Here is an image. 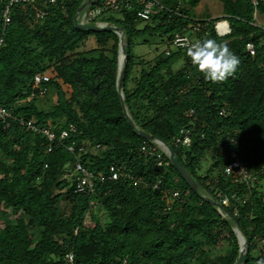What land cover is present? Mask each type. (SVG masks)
I'll list each match as a JSON object with an SVG mask.
<instances>
[{
  "label": "trees",
  "instance_id": "1",
  "mask_svg": "<svg viewBox=\"0 0 264 264\" xmlns=\"http://www.w3.org/2000/svg\"><path fill=\"white\" fill-rule=\"evenodd\" d=\"M8 1L0 0V107L11 115L7 127L0 121V264H69V255L72 264H234L240 246L232 222L206 197L245 234L243 264L264 257V24L254 17H264V0L255 10L248 0H217L230 25L224 37L208 15L197 18L199 0H159L165 10L148 21L137 18L136 4L105 9L98 21L124 32L123 104L136 129L116 89L118 36L74 25L86 0L37 3L44 17L36 22L25 15L33 13L30 6L16 5L4 26ZM196 23L201 40L226 42L240 59L222 82L204 79L186 50L176 52L184 59L177 71L170 67L176 53L156 52L146 61L133 51L155 39L169 45L174 34ZM91 36L96 48L83 51ZM37 74L49 76L42 95L33 89ZM20 119L56 134L69 125L74 132L51 144ZM181 129L189 131V145L175 143ZM136 130L171 146L198 192L163 152L159 158L142 152L153 142ZM83 141L99 150L79 154ZM235 160L255 178L252 187L224 175ZM76 162L104 174L92 192L75 190ZM110 166L122 168L118 179H106Z\"/></svg>",
  "mask_w": 264,
  "mask_h": 264
},
{
  "label": "built area",
  "instance_id": "2",
  "mask_svg": "<svg viewBox=\"0 0 264 264\" xmlns=\"http://www.w3.org/2000/svg\"><path fill=\"white\" fill-rule=\"evenodd\" d=\"M62 0H9L8 4L3 10V24L4 26L8 25L12 20V7L18 6V5H27L30 6L33 10V13L30 15L29 12L25 13L27 20H33L34 22L42 19L44 17V11L42 8L37 6V3H41V5H48V4H56L58 2H61ZM250 4L253 6L254 10L257 7V0H248ZM138 5L140 8L137 10L136 15L137 18L142 21H148L152 16L158 14L159 12L165 10V7L160 3L159 0H104L102 3L98 5H92L86 9H83L80 12H76L75 14V22L79 25H85V24H92L96 21H98V18L104 13L105 9L111 8L113 11L118 12L120 10H131L134 9V6ZM256 15V12L254 13V16ZM96 25L100 27L107 26L108 24L106 22H97ZM201 24L196 23L192 26L190 29H184L182 33H176L170 44L173 46L176 50H186L187 47L194 42L197 39H200L197 34L201 32ZM213 28L217 35L219 36H225L229 34L230 28L229 24L226 20H216L213 22ZM2 43V40L0 39V44ZM246 51H248L251 55H254V48L252 44H246L245 46ZM170 51L165 50L164 54L169 55ZM49 81V76L46 74H37L34 76L33 79V89L37 90L40 95L46 93V88L42 85ZM33 93L32 95H34ZM11 115L10 113L5 110L4 108L0 107V121L2 124L7 127L9 125L8 119H10ZM19 123L23 126H26L27 129L35 131L37 133H40L44 135L47 140L52 144L53 141L56 139L62 140L69 136L70 133L74 132L73 126L69 125L67 129H62L58 134H56L54 131H52L49 127L46 126H40L36 127L33 126L31 122H25L23 119L19 120ZM176 144L180 145H189L190 144V137H189V131L181 129L180 130V137H178L175 141ZM66 149L69 152H74L75 147L73 144H69L66 146ZM52 146L49 145L47 151L51 152ZM99 150V145H94L91 142H81L79 147L77 148V151L79 154H85L88 151L92 153H96ZM142 152L145 154L148 153H156V157L159 158L160 152L165 153L166 151L162 148L161 144L157 141H153V146L150 148L142 147ZM157 165L161 166L162 161L158 160ZM122 172L121 167H115L110 166L109 171L107 172L106 179L108 180H116L119 178L120 174ZM75 190L77 192H92L93 191V185L94 180L102 181L104 178V174L96 176V173H94L91 170H88L85 168L80 162H76L75 164ZM224 175L228 176L230 179H233L234 181H242L247 183L249 180L250 187L253 186L252 181L255 180L254 177L249 178V175L247 174L246 170L242 166V164L235 160L231 164H229L225 170ZM177 193L174 194V196ZM179 195V193H178ZM264 201V194L262 197ZM221 204L226 205L227 199L222 198L220 200ZM90 205H93V202H90ZM72 255L68 256L69 264H72Z\"/></svg>",
  "mask_w": 264,
  "mask_h": 264
},
{
  "label": "water",
  "instance_id": "3",
  "mask_svg": "<svg viewBox=\"0 0 264 264\" xmlns=\"http://www.w3.org/2000/svg\"><path fill=\"white\" fill-rule=\"evenodd\" d=\"M96 1L97 0H86L78 8L77 13L82 11L83 9L90 7ZM73 22H74V25L80 29H86V30H91V31H95V32L110 31V32L115 33L118 36V39H119V43H118V74H117L116 89H117L119 99L121 102L123 114H124L125 118L127 119L129 126L132 129H136L134 127L133 123L131 122V120L129 119L128 114H127L126 109H125L124 104H123L122 82H123V78H124V74H125V68H126V62H127V50H126L124 32H123L122 27L112 26V25L100 27L98 25H93V24L79 25V24H76L75 19H73ZM120 58H121V65H120ZM136 132L145 140L157 141L160 144H163L164 148L166 147V149L168 150V157H169L171 164L173 165L175 170L179 173L180 177L185 181V183L189 186V188L191 190H193L194 192H198V190H199L198 183L194 179H192L190 173L177 160L175 153H174V150L171 146H169L168 144H166L160 140L155 139L153 136H151L145 132H141L138 130H136ZM205 199L211 205L216 207L217 211L223 216V218L228 217V219L232 222L233 229L237 234V238H238V242H239V246H240L238 258L234 264H243L246 260V248L248 246V240H247L245 234L243 233V231L240 228V226L238 225V223L232 218V216H230L226 212V210H224V208L218 202L211 200L208 197H206Z\"/></svg>",
  "mask_w": 264,
  "mask_h": 264
},
{
  "label": "clouds",
  "instance_id": "4",
  "mask_svg": "<svg viewBox=\"0 0 264 264\" xmlns=\"http://www.w3.org/2000/svg\"><path fill=\"white\" fill-rule=\"evenodd\" d=\"M256 16L257 13L254 17L256 18ZM221 19L226 20L228 22V20L224 17L211 19V20H213L214 22L216 20H221ZM97 22L98 21H95L92 24L96 25L95 23ZM178 51L181 50H177V52ZM170 53L172 52L170 51ZM186 53L187 56L190 58L191 64L197 69V71L203 74L204 79L214 83L222 82L226 80L228 77L234 75L238 65L240 64L239 57L229 48L226 42H219L218 40L211 37H205L202 40L201 39L195 40L187 47ZM161 146L166 151L164 154L168 157V150L166 149V147L164 148L163 144H161ZM256 264H264V257L258 259Z\"/></svg>",
  "mask_w": 264,
  "mask_h": 264
},
{
  "label": "rangeland",
  "instance_id": "5",
  "mask_svg": "<svg viewBox=\"0 0 264 264\" xmlns=\"http://www.w3.org/2000/svg\"><path fill=\"white\" fill-rule=\"evenodd\" d=\"M195 14L197 18L204 17V15H208L211 19H217L223 17L221 3L217 0H199L198 4L194 8ZM117 15V14H116ZM256 20L258 24H264V17L256 16ZM140 43V40L136 41ZM96 48V42L93 36L89 37L85 45L82 47L83 51H91ZM164 50H169L172 53H176L177 50L165 43H161L159 39H155L151 41L149 45H141L138 44L134 46L133 51L137 55H143L145 60H151L156 52H162ZM184 65V59L181 53H176L173 55L172 60L170 62V67L172 71H177L181 69ZM205 167V166H204ZM207 167V165H206ZM205 169V168H204ZM264 184V183H263ZM264 191V186L261 188Z\"/></svg>",
  "mask_w": 264,
  "mask_h": 264
},
{
  "label": "bare ground",
  "instance_id": "6",
  "mask_svg": "<svg viewBox=\"0 0 264 264\" xmlns=\"http://www.w3.org/2000/svg\"><path fill=\"white\" fill-rule=\"evenodd\" d=\"M120 65H121V58H120Z\"/></svg>",
  "mask_w": 264,
  "mask_h": 264
}]
</instances>
